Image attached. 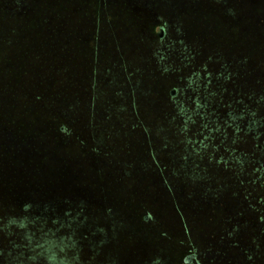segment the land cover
Masks as SVG:
<instances>
[{"label":"trees","instance_id":"16d2710c","mask_svg":"<svg viewBox=\"0 0 264 264\" xmlns=\"http://www.w3.org/2000/svg\"><path fill=\"white\" fill-rule=\"evenodd\" d=\"M23 1L0 0V78L22 73L26 33L45 25L42 13L65 7L33 0L41 9L22 11ZM250 44L244 69L234 56L209 52L187 64L205 82L198 76L186 89L179 75H158L144 90L156 109L132 111L111 87L109 102L88 105L83 120L62 85L50 100L41 94L28 104L31 119L0 112V264H160L139 262L130 247L118 257L113 228L124 226L122 208L146 241L170 247L174 264H264V41ZM153 55L157 65L167 59ZM101 160L111 174L96 203L95 184L75 170H95ZM120 232L133 243L129 229Z\"/></svg>","mask_w":264,"mask_h":264},{"label":"rangeland","instance_id":"374dc122","mask_svg":"<svg viewBox=\"0 0 264 264\" xmlns=\"http://www.w3.org/2000/svg\"><path fill=\"white\" fill-rule=\"evenodd\" d=\"M37 1L56 4L58 0ZM5 2L9 3V0ZM64 2L65 7L60 13L56 8L42 13L46 17L43 20L45 25L26 33V63L22 65V73H10V70L3 72V77L0 78L2 117L10 116L18 121L31 119L34 111L32 114L28 112V104H39L36 96L40 98L41 94L50 100L53 90L62 85L63 93L71 91L73 98L77 97L76 102H79L81 112L79 115L83 120L87 119L89 114L86 110L88 105H103L109 102L110 97H113L110 94L111 87H116L126 96L125 107H132V111L136 108L143 109L146 104L156 109L157 103H145L147 95L144 90L147 86L155 85L158 75H179L184 82L181 86L186 89L185 86L191 81L196 84L200 82L198 76L201 77L202 83L205 82L203 73H198L197 67L187 68V64L196 63L202 54L209 52L222 58L226 55L234 56L237 62L241 63L240 68L244 69L242 59L245 53L250 55V43L259 37L264 41V0ZM37 4L33 3V0H27L19 7L24 11L36 8ZM178 5L183 8L178 10L179 12L176 11ZM37 8L40 10V5ZM138 26L139 32L136 29ZM158 33L163 37L160 41L157 40ZM10 45L12 47L13 43L10 42ZM154 53L156 56L160 55L163 60L167 58L166 61L157 65ZM156 65L162 72L155 70ZM164 83L167 86L170 84L168 81L162 82ZM54 98L59 97L56 94ZM14 107L21 111L11 109ZM8 109H11L12 113L8 112ZM109 113L110 111L106 110V115ZM98 114L105 115L103 111ZM62 154L71 157L68 153ZM101 162L102 160L97 166L94 165L96 171L79 167L75 170V176H81L90 182L87 184L91 186L95 184L91 190L97 192L93 195L94 199L103 196L102 180L111 174L107 163ZM88 167L92 165L89 164ZM95 201L98 203L97 199ZM119 203L121 205L122 202ZM96 208L94 215L100 214L99 206ZM165 208L167 207L161 206L159 211L166 212ZM101 210L105 211V208L102 207ZM117 212L121 214V224L124 225L114 224L113 228L114 248L119 258H122L123 252L130 247L137 251L139 262L147 259L154 263L159 259L160 264H174V253L166 243L163 246L146 241L137 230L131 228L132 222L129 221L126 210L117 209ZM150 212L152 217L156 216V211ZM152 217L147 215L146 219L151 220ZM141 224L142 229L150 232L159 229L158 223ZM124 227L129 229L133 243L125 240L124 233H119L120 228ZM173 229L178 230L177 227ZM144 234L147 235L148 231ZM211 257L212 253L208 258ZM178 261L177 259V263Z\"/></svg>","mask_w":264,"mask_h":264}]
</instances>
